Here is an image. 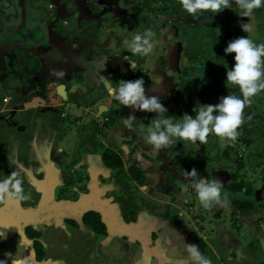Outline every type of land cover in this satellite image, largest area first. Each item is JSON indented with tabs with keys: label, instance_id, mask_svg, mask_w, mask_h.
<instances>
[{
	"label": "flooded vegetation",
	"instance_id": "af4514ba",
	"mask_svg": "<svg viewBox=\"0 0 264 264\" xmlns=\"http://www.w3.org/2000/svg\"><path fill=\"white\" fill-rule=\"evenodd\" d=\"M113 1L105 20H77L70 15L81 14L78 0H0V181L17 173L31 194L0 205V260L7 264H177L165 229L181 228V216L202 228L211 211L212 221L228 218L219 208L234 214L238 196L254 207L237 211L264 212V192L249 175L262 166L264 187L259 106L252 113L246 107L235 143L213 133L205 145L173 138L157 150L140 132L146 135L156 113L125 107L114 94L120 81L142 77L146 95L168 109L165 117L195 118V109L232 92L228 43L240 36L264 43V7L250 17L226 8L194 19L179 0ZM242 23L253 30L244 32ZM145 30L155 35L152 52L142 56L131 45ZM129 115L133 130L122 124ZM192 168L197 179L223 183V206L202 213L184 175ZM258 222L264 229V215Z\"/></svg>",
	"mask_w": 264,
	"mask_h": 264
},
{
	"label": "clouds",
	"instance_id": "9594fccd",
	"mask_svg": "<svg viewBox=\"0 0 264 264\" xmlns=\"http://www.w3.org/2000/svg\"><path fill=\"white\" fill-rule=\"evenodd\" d=\"M180 5L194 19H199L206 13L216 14L226 8H231V0H179ZM235 4L240 10L239 15L250 17L255 9L264 7V0H235ZM244 32L250 33L253 29L248 23H242ZM154 33L145 30L143 34H136L131 45L135 54L147 56L153 50L152 39ZM225 53H235V64L226 73V84L237 86L241 95L229 93L222 96L220 102L212 105H202L195 109L193 115L184 114L182 120L173 122L172 119L164 116L168 109L161 102L159 96L146 95L145 81L138 78L135 80H122L118 89L114 90L115 99L125 107H135L144 112L156 113L151 120L150 126L145 130L140 129L147 144L159 150L172 144L173 138L196 143L201 145L208 142L210 134H215L221 140L235 143L238 139L239 129L245 123V108L251 104V98L261 91H264V43L256 44L248 36H240L231 40L224 49ZM128 59V58H126ZM131 67L134 64L130 60ZM62 75V73H61ZM134 115H129L122 120V124L129 130H133ZM194 188L199 203L205 209L215 206H223L227 202V193L222 195L223 183L220 180L199 178L197 170L184 173ZM22 178L17 173L0 181V205H5L9 201L17 203L31 199V194H25L22 187ZM186 251L189 253L192 264H212L210 258L205 257L197 245L189 244ZM0 264H7V259L0 260ZM13 264H22L13 261Z\"/></svg>",
	"mask_w": 264,
	"mask_h": 264
},
{
	"label": "rangeland",
	"instance_id": "374dc122",
	"mask_svg": "<svg viewBox=\"0 0 264 264\" xmlns=\"http://www.w3.org/2000/svg\"><path fill=\"white\" fill-rule=\"evenodd\" d=\"M251 26H253V23H251ZM230 88L232 91L231 93L241 95L237 86H230ZM258 95L259 94H257L256 97ZM258 99H251V104L248 107L251 108L250 111L252 113V111H254L253 108L259 106L260 110H262L261 116H263L264 120V96L260 97L259 100ZM248 116L250 117V114H248ZM257 120L258 119H256V121ZM263 120L261 121V125H264ZM248 122L252 123L253 121L249 118ZM241 129L242 127L239 128V135ZM26 148L27 147L24 149ZM261 168L262 166L257 168L254 175H251V173L249 175L251 176L250 180L253 181L255 179V184L258 185L262 192H264L263 180L259 172ZM223 190L224 187L222 188V191ZM261 195L264 196V194ZM202 208V213L205 214V208L203 206ZM219 209L221 216H226L228 218L224 219L222 217L218 221H212L214 218L212 215L215 212L214 210L209 214L211 217V220H209L210 223H204L202 228L198 227V222L193 218L191 220L193 222L192 224H184V221L187 220V218L181 216L183 219V225L181 228L173 227L171 229H165V233L171 236V241L168 244V253L174 257H181L180 260H178V263H175L183 264L182 262L185 260L186 262H190L189 264H192L190 255L186 249L189 244L196 245V241L191 235H193V232H198V234L208 243V254L206 257L211 259L212 264H264V229L258 222V220L264 215V212L261 213V211L259 212L255 209L252 210V212H240L236 209V212L231 214L228 207H226L225 210L221 208ZM217 215L218 214H216V216ZM252 224H257V227ZM163 231L164 230L161 232L163 233ZM209 244H211L213 251L209 249ZM217 256H221L222 260H218ZM73 261L75 260L73 259L72 262Z\"/></svg>",
	"mask_w": 264,
	"mask_h": 264
},
{
	"label": "water",
	"instance_id": "95a60500",
	"mask_svg": "<svg viewBox=\"0 0 264 264\" xmlns=\"http://www.w3.org/2000/svg\"><path fill=\"white\" fill-rule=\"evenodd\" d=\"M97 3L100 4L101 7H104L101 12H99L100 7H98L96 5ZM76 4L78 6V7L76 6V8H78L80 10L81 14L80 15H78L76 13L71 14L70 17H76L77 20L91 19L90 17H92L94 19L102 18V20H105L104 17L110 16V15H105V14L112 12L113 8L114 9L116 8V7H113V4H116L113 0H95V2L93 1L92 6H90V1L88 2L87 0H78V2ZM93 6H97V8L93 7ZM38 27H41V26H38ZM97 63H98V61H97ZM94 66L95 65L92 63L91 67L93 68ZM110 227L112 228L113 232H115L116 227L113 226L112 224L110 225Z\"/></svg>",
	"mask_w": 264,
	"mask_h": 264
},
{
	"label": "trees",
	"instance_id": "16d2710c",
	"mask_svg": "<svg viewBox=\"0 0 264 264\" xmlns=\"http://www.w3.org/2000/svg\"><path fill=\"white\" fill-rule=\"evenodd\" d=\"M231 3H232V7L231 8H234L233 10H234V12H236V10H237V8L238 7H235L236 6V4H235V0H232L231 1ZM258 116H260V113H258ZM263 120V119H262ZM264 121V120H263ZM260 128V127H259ZM262 137V136H261ZM258 138H259V136H258ZM114 165H115V163H114ZM244 185L245 184H243V183H241V185L240 184H233L232 185V187H233V190L235 191V192H238V193H240V190L242 189V188H244ZM248 187V186H247ZM246 187V188H247ZM236 196H238V195H236ZM233 205H234V207L236 208V209H244V210H246V209H252L253 207H254V203H253V201H249V200H245V199H243V197L242 196H238V197H236L235 199H234V201H233ZM176 225H179V224H176ZM195 241H196V245L198 246V248H199V251L206 257L207 256V252H208V246H207V242L204 240V238L203 237H201L199 234H197V233H195Z\"/></svg>",
	"mask_w": 264,
	"mask_h": 264
},
{
	"label": "crops",
	"instance_id": "0c3cea01",
	"mask_svg": "<svg viewBox=\"0 0 264 264\" xmlns=\"http://www.w3.org/2000/svg\"><path fill=\"white\" fill-rule=\"evenodd\" d=\"M34 142H36V140H35ZM25 147H27V146H23V147H22V151H23L22 153L27 154V152H28V147H27L26 149H24ZM30 147H31V150L34 149L32 145H31ZM60 170H62V168H60ZM224 219H225V218H224ZM224 219H223V221H224ZM207 244H208V243H207ZM209 245H210L209 249L212 250V246H211V244H209ZM212 251H213V250H212ZM217 259H218V260H222V257H221V256H220V257L218 256Z\"/></svg>",
	"mask_w": 264,
	"mask_h": 264
},
{
	"label": "bare ground",
	"instance_id": "6f19581e",
	"mask_svg": "<svg viewBox=\"0 0 264 264\" xmlns=\"http://www.w3.org/2000/svg\"><path fill=\"white\" fill-rule=\"evenodd\" d=\"M63 89V88H62Z\"/></svg>",
	"mask_w": 264,
	"mask_h": 264
}]
</instances>
